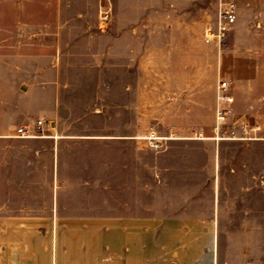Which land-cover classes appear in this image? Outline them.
Listing matches in <instances>:
<instances>
[{"label": "rangeland", "instance_id": "1", "mask_svg": "<svg viewBox=\"0 0 264 264\" xmlns=\"http://www.w3.org/2000/svg\"><path fill=\"white\" fill-rule=\"evenodd\" d=\"M182 1L61 0L60 25L56 23L54 30L36 25L53 26L52 14H37L40 0H0V11L22 5L28 10L30 28L22 38L27 33L29 52L34 56H50L60 41L58 76L45 77L39 84L32 76L36 68L51 69L53 64L29 62L27 79L28 85L60 88L57 111L49 117L60 133L124 136L118 141L78 144V200L108 203L102 209L110 212L147 213L150 202L157 198L216 199L231 214L236 210L239 219L245 221L244 215L248 216L247 222L223 224L227 230L221 233L220 248L243 256L246 262L264 264V63L253 67L258 77L241 94L240 106L250 109L232 112L234 120L242 117L250 123L244 120V139L230 136V122L218 134L193 130L185 134L187 139H166L171 134L156 121L157 109L167 108L171 114L173 103L180 102L179 94L172 88L167 93L149 88V78L143 77L149 64H141L138 87V63L134 61L138 55L180 54L184 34L205 40V27L215 29L219 4L228 0H188L181 7ZM104 7L110 13L102 21ZM11 18L0 16L8 24L13 22ZM180 23L190 24L189 31H182ZM172 24H178V29H156ZM7 33L20 37V32ZM253 35L258 46L252 54L264 60V33ZM234 37L231 28L221 39L209 41L217 44L218 51V47L226 49ZM238 37V53L251 54L250 47L244 46V34ZM4 83L0 81V88L8 90L9 84ZM2 97L16 101L12 94ZM38 119L33 116L26 124ZM239 122L233 125L238 132ZM202 136L209 139H200Z\"/></svg>", "mask_w": 264, "mask_h": 264}, {"label": "crops", "instance_id": "2", "mask_svg": "<svg viewBox=\"0 0 264 264\" xmlns=\"http://www.w3.org/2000/svg\"><path fill=\"white\" fill-rule=\"evenodd\" d=\"M236 1L237 18L230 27L235 37L226 49L218 47L217 51V44L204 34L205 40L184 34L180 54L134 59L139 89L141 64H149L148 73L143 71V77L150 80L149 88L160 93L172 88L180 96V104L173 103L171 114L167 108L157 109L156 121L171 134L166 139H187L185 134L193 130L219 133L216 85L220 78L231 81L230 125L247 121L242 117L234 120L232 112L250 109L240 106L241 94L258 77L253 67L264 63L252 54L258 46L253 32L264 33V0ZM39 4L37 14H52L53 26L36 25L54 30L56 23L60 25L61 0H40ZM187 4L184 0L181 7ZM2 15H11L13 22L0 20V81L9 84L8 90L0 88V264H253L220 248L221 233L227 230L223 224L244 220L216 199L157 198L150 202L147 213L110 212L102 209L108 203L78 200V144L118 141L124 136L61 134L49 118L57 111L60 88L27 84L29 62L53 64L51 69L36 68L32 76L39 84L45 77L58 76L60 41L50 56H34L29 52L27 33L22 38L30 28L28 10L15 6L0 11ZM179 25L182 31H189L190 24ZM163 27L156 29L177 30L178 24ZM13 31L20 32V37L7 33ZM242 33L251 54L236 49ZM7 94L16 97L15 103L2 97ZM33 116L44 118L41 128H37V120L26 124ZM15 123L21 125L14 127ZM20 126L30 127L31 135L18 136ZM244 216L247 222L248 216Z\"/></svg>", "mask_w": 264, "mask_h": 264}, {"label": "built area", "instance_id": "3", "mask_svg": "<svg viewBox=\"0 0 264 264\" xmlns=\"http://www.w3.org/2000/svg\"><path fill=\"white\" fill-rule=\"evenodd\" d=\"M110 10L104 7L100 10V19L105 21L109 18ZM237 18V7L236 3L232 0L224 1L220 5L218 12V19L215 29L208 27L205 29L204 35L208 40L221 39L224 34L230 29L235 23ZM231 81L226 78H220L216 85V128H221L223 125L228 124V116L231 112V105L233 103V97L230 94ZM43 120L39 119L36 121L37 128L43 126ZM240 132L236 130L233 125L229 131L230 136L236 139H244L246 134L247 125L245 122L238 124ZM259 129V127H253ZM244 133V135H243ZM18 136H29L31 135V129L28 126H20L16 129ZM159 146L157 143L154 144V148L157 149Z\"/></svg>", "mask_w": 264, "mask_h": 264}]
</instances>
